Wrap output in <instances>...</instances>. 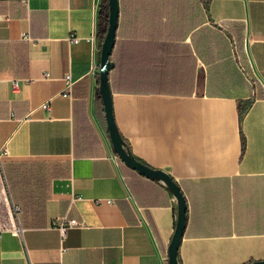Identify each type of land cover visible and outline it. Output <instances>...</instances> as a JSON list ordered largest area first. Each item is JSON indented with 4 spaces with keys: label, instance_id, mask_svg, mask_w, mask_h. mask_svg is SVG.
I'll return each instance as SVG.
<instances>
[{
    "label": "crops",
    "instance_id": "0c3cea01",
    "mask_svg": "<svg viewBox=\"0 0 264 264\" xmlns=\"http://www.w3.org/2000/svg\"><path fill=\"white\" fill-rule=\"evenodd\" d=\"M100 2L0 0V148L23 207L0 264H169L176 198L115 152L97 95L102 41L84 37ZM118 6L113 115L132 154L185 196L178 263L264 259V0ZM62 215L84 225L62 236Z\"/></svg>",
    "mask_w": 264,
    "mask_h": 264
},
{
    "label": "water",
    "instance_id": "95a60500",
    "mask_svg": "<svg viewBox=\"0 0 264 264\" xmlns=\"http://www.w3.org/2000/svg\"><path fill=\"white\" fill-rule=\"evenodd\" d=\"M119 17V6L118 0H108V25L101 42L100 50V70H99V86L98 92L103 104L105 121L109 136L113 145L115 152L119 157L130 167L138 170L140 173L154 179L161 180L173 193L177 201V218L175 229L171 237V241L168 247V261L169 264H179L178 263V249L180 240L184 231L186 223V210L187 203L185 196L180 189L178 183L173 179V177L164 169L154 168L146 163L138 160L131 152L129 147L126 145L123 139L116 121L113 115L112 108V93L109 83V69L113 65V61L110 59L112 53L116 29L118 25ZM248 264H264V259L254 260Z\"/></svg>",
    "mask_w": 264,
    "mask_h": 264
},
{
    "label": "built area",
    "instance_id": "2783aa9c",
    "mask_svg": "<svg viewBox=\"0 0 264 264\" xmlns=\"http://www.w3.org/2000/svg\"><path fill=\"white\" fill-rule=\"evenodd\" d=\"M97 36V32L94 31L91 35L84 37L86 40L88 41H95ZM25 37L30 38L29 35H25ZM82 37L78 36V35H70L69 39L73 42H78ZM45 76H48L49 73L45 72L44 73ZM65 83H66V89H70L71 85H72V77L70 75V73H67L65 76ZM13 88H17L18 87V83L17 81H14L12 83ZM43 107H49L47 102H43L42 103ZM6 153V148H0V175L2 178V183H3V189H4V201L9 209V214H10V224H5L0 222V235L3 231L7 230V229H11L14 233L16 234H20L22 232V226L20 223V217L19 214L21 213V207L14 202L12 194L10 192L9 189V184H8V180L3 168V155ZM104 198H98L97 201H101ZM104 200H106L107 202H111L112 199L111 198H105ZM76 225H84L83 221H79L76 218H66L64 215L59 216V217H55L52 219L51 221V226H55L59 229V231L61 232L62 236L65 234V231L67 228L72 227V226H76ZM26 253H27V249L24 248Z\"/></svg>",
    "mask_w": 264,
    "mask_h": 264
},
{
    "label": "trees",
    "instance_id": "16d2710c",
    "mask_svg": "<svg viewBox=\"0 0 264 264\" xmlns=\"http://www.w3.org/2000/svg\"><path fill=\"white\" fill-rule=\"evenodd\" d=\"M107 25H108V0H101L99 5L98 24H97V35L100 37L101 41L103 40ZM97 95L100 98V94L98 91H97ZM243 109L240 111L243 112Z\"/></svg>",
    "mask_w": 264,
    "mask_h": 264
},
{
    "label": "rangeland",
    "instance_id": "374dc122",
    "mask_svg": "<svg viewBox=\"0 0 264 264\" xmlns=\"http://www.w3.org/2000/svg\"><path fill=\"white\" fill-rule=\"evenodd\" d=\"M7 177V176H6ZM8 180V179H7ZM8 184H9V189H10V192H11V194H12V197H13V200H14V202L15 203H17L20 207H21V211L23 210V207L17 202V200L15 199V197H14V193H13V190H12V188H11V183L8 181ZM21 216V213L19 214V217ZM21 219V218H20ZM21 223V222H20Z\"/></svg>",
    "mask_w": 264,
    "mask_h": 264
}]
</instances>
